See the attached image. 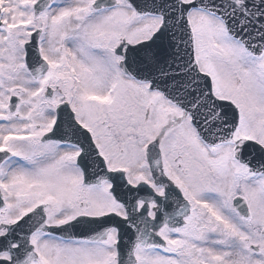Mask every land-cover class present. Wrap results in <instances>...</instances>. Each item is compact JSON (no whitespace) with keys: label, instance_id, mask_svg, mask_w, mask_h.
<instances>
[{"label":"snow or ice","instance_id":"snow-or-ice-1","mask_svg":"<svg viewBox=\"0 0 264 264\" xmlns=\"http://www.w3.org/2000/svg\"><path fill=\"white\" fill-rule=\"evenodd\" d=\"M0 264H264V0H0Z\"/></svg>","mask_w":264,"mask_h":264}]
</instances>
